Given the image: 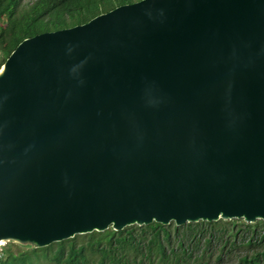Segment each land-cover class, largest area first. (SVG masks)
<instances>
[{"label": "water", "instance_id": "water-1", "mask_svg": "<svg viewBox=\"0 0 264 264\" xmlns=\"http://www.w3.org/2000/svg\"><path fill=\"white\" fill-rule=\"evenodd\" d=\"M264 221V0H139L0 66V243Z\"/></svg>", "mask_w": 264, "mask_h": 264}, {"label": "trees", "instance_id": "trees-1", "mask_svg": "<svg viewBox=\"0 0 264 264\" xmlns=\"http://www.w3.org/2000/svg\"><path fill=\"white\" fill-rule=\"evenodd\" d=\"M0 0V66L23 39L86 23L111 9L139 0ZM259 229V231H257ZM89 243L75 247L74 240L58 243L52 264H208L239 242L255 248L238 256L234 264H264V222L245 224L232 219L188 223L180 227L129 226L119 232L107 229L86 235ZM44 249V248H42ZM34 251V250H33ZM48 252L46 251V254ZM0 264H31L25 252H8Z\"/></svg>", "mask_w": 264, "mask_h": 264}, {"label": "rangeland", "instance_id": "rangeland-1", "mask_svg": "<svg viewBox=\"0 0 264 264\" xmlns=\"http://www.w3.org/2000/svg\"><path fill=\"white\" fill-rule=\"evenodd\" d=\"M31 1L32 0H24L23 3L24 4H30ZM237 220L241 221V219H237ZM217 222H220V220ZM256 222H258V221H256ZM262 222H264V221H262ZM192 224H194V223H192ZM170 225H174V223L171 222ZM133 226H136V225H133ZM257 231H259V229H257ZM97 233H102V232H97ZM88 234H91V233H88ZM88 234L75 235L71 239L61 241V242H64L65 252L68 251V243L66 241H69V240H74V245L76 248L81 246V245L87 246V244L90 242L89 239L86 238V235H88ZM58 243H60V242L52 243L46 247H43L44 249H42V248L32 249V248H28L25 246L17 245V244L12 243V242H3V244H0V257L5 258L9 251L14 253V254H16L17 252H25L26 258L31 262V264H52V262L50 261V258L55 254V252H57ZM254 249H257V247L255 246V248H249L247 246L240 245L239 242H236V244L232 247V250H230L229 255H227V254L225 255L224 253L222 254V256H221L222 257V259H221L222 263H220V264H234L236 262V259L238 258V256L245 255V254L253 251ZM46 251L48 252L47 254H46ZM213 251H214L213 252L214 257H213V259H211L208 262V264H218L217 263L218 260L215 259V256L218 255L217 247L214 248Z\"/></svg>", "mask_w": 264, "mask_h": 264}, {"label": "bare ground", "instance_id": "bare-ground-1", "mask_svg": "<svg viewBox=\"0 0 264 264\" xmlns=\"http://www.w3.org/2000/svg\"><path fill=\"white\" fill-rule=\"evenodd\" d=\"M170 225V224H169ZM0 244H3V242H1Z\"/></svg>", "mask_w": 264, "mask_h": 264}]
</instances>
